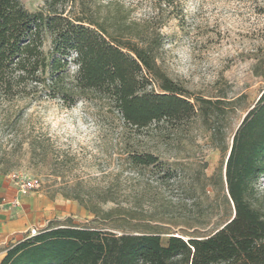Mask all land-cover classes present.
<instances>
[{"label":"trees","instance_id":"trees-1","mask_svg":"<svg viewBox=\"0 0 264 264\" xmlns=\"http://www.w3.org/2000/svg\"><path fill=\"white\" fill-rule=\"evenodd\" d=\"M101 7L96 0H42L30 11L21 0H0V104L101 102L133 132L124 137L125 160L137 172L160 163L137 146L141 136L178 142L199 121L221 156L208 185L222 195L228 212L207 233L181 235L150 225L126 230L115 222L133 214L115 216L117 208L102 210L66 196L94 215L90 223L50 219L7 247L0 264H264V88L232 127L245 95L191 92L161 68L157 29L127 31ZM255 74L264 76V66L257 64ZM164 177H172L169 170Z\"/></svg>","mask_w":264,"mask_h":264},{"label":"rangeland","instance_id":"rangeland-1","mask_svg":"<svg viewBox=\"0 0 264 264\" xmlns=\"http://www.w3.org/2000/svg\"><path fill=\"white\" fill-rule=\"evenodd\" d=\"M21 1L30 11L42 6V0ZM96 2L127 31L157 29L163 36L161 68L191 92L210 97L219 92L230 98L245 95L231 116L232 127L264 88V76L255 74L257 64L264 66V0ZM132 134L101 102L79 101L71 107L54 99L1 103L0 170L7 171L0 174V212L14 219L21 204L13 206V200H47L45 214L37 217L33 229L0 245L2 254L26 234H36L50 219L72 217L89 224L94 215L66 196L78 195L102 210L117 208L115 216L133 214L115 222L126 230L150 225L181 235L212 231L228 208L222 195L208 185L221 156L208 144L201 123L196 121L178 142L160 143L141 136L137 146L157 155L160 162L158 168L141 172L125 160L124 137ZM166 170L172 177H164ZM28 180L36 188L21 194V182ZM261 189L264 200V181ZM105 196L112 199L102 202ZM96 223L104 224L99 219Z\"/></svg>","mask_w":264,"mask_h":264},{"label":"crops","instance_id":"crops-1","mask_svg":"<svg viewBox=\"0 0 264 264\" xmlns=\"http://www.w3.org/2000/svg\"><path fill=\"white\" fill-rule=\"evenodd\" d=\"M46 201L44 197L38 201H30L28 198L19 200L18 202L21 206L19 205L18 215L14 219L5 214L4 211L0 212V245L2 246L10 241L20 239L19 237H22L28 230L33 229V223L37 222V217L45 214V211H42V209L47 207ZM42 225L43 223L40 224V226ZM2 253L0 251V259L3 257Z\"/></svg>","mask_w":264,"mask_h":264},{"label":"built area","instance_id":"built-area-1","mask_svg":"<svg viewBox=\"0 0 264 264\" xmlns=\"http://www.w3.org/2000/svg\"><path fill=\"white\" fill-rule=\"evenodd\" d=\"M35 188H36V184L34 183V181H31V180L23 181L21 182V185H20V193L21 194L31 193L35 190ZM12 205L13 206L19 205L18 200L17 199L13 200Z\"/></svg>","mask_w":264,"mask_h":264}]
</instances>
